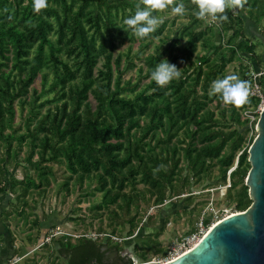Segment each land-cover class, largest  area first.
<instances>
[{
  "label": "trees",
  "instance_id": "trees-1",
  "mask_svg": "<svg viewBox=\"0 0 264 264\" xmlns=\"http://www.w3.org/2000/svg\"><path fill=\"white\" fill-rule=\"evenodd\" d=\"M183 2L189 11L176 14L174 30L163 35V20L148 37H137L123 21L143 0H48L40 12L32 0H0V197L46 192L55 180L52 165H63L66 190L71 180L80 187L96 183L93 191L102 198L94 208L111 221L107 241L118 227L128 228L122 239L141 228L140 202L161 208L174 199L187 208L194 197L180 196L193 184L225 186L229 180L226 207L242 212L250 206L244 184L258 114L253 122L245 115L256 113L260 99L250 96L234 106L210 89L235 61L232 74L241 79L248 80L250 70L244 58L264 71L256 53L261 41L253 43L244 28L247 18L264 30V0H241L242 6L226 9L227 21L209 23L193 14L196 0ZM170 8L155 14L167 17ZM164 59L181 69V77L160 86L151 72ZM38 77L41 91L34 87ZM259 83L264 94V75ZM12 162L23 166L22 181L9 175ZM202 224L209 227L210 220ZM64 240L58 250L66 264H132L115 242ZM149 247L139 246L142 263Z\"/></svg>",
  "mask_w": 264,
  "mask_h": 264
},
{
  "label": "rangeland",
  "instance_id": "rangeland-1",
  "mask_svg": "<svg viewBox=\"0 0 264 264\" xmlns=\"http://www.w3.org/2000/svg\"><path fill=\"white\" fill-rule=\"evenodd\" d=\"M175 16L176 14L171 12L167 17H162V20H167V30L163 35H166L169 29H175L176 26L171 25ZM212 20L211 17H206L208 23ZM179 23L189 22L185 19H176V24ZM256 35L260 41H264L262 28L258 29ZM247 38L253 43H258L254 37L247 36ZM166 39L167 48L171 43L172 34ZM215 40L217 41L216 36ZM154 42L158 43V40L155 39ZM261 52L262 47L259 45L256 53ZM241 62L243 65H248L249 69H253L247 58L242 59ZM237 69L238 62L235 61L227 66L226 73L230 75ZM130 75L131 73L128 76ZM50 79L49 76L48 84ZM42 82L41 77L34 82V87L39 91L43 90ZM19 120L20 116L17 113L15 122L19 123ZM23 156L24 154L20 155V161ZM52 167L55 180L46 192L39 195L36 191L24 199H17L16 194L0 197V264H66L64 254L58 250L60 241L65 238H68L72 244H76L81 238H91L108 247H112V243L115 242L120 247L119 256L131 260L132 264H143L139 258L142 253L139 246L148 242L150 249H147V261L144 263L161 264L180 252L185 237L198 233L201 227L206 229L202 220H210V225L207 227L209 229L216 220L236 213L233 209L234 204L226 207L224 202L229 180L225 186L217 184L204 187L205 183L193 184L189 192L180 196L182 199L194 197L189 204L186 203L189 205L187 208L174 199L166 201L161 208L152 204L146 207V203L140 202L141 228L136 230L132 237L122 239L128 228L123 231L118 227L116 234L107 241L111 221L105 211H97L94 208L102 198L99 193L93 191L96 183L86 182L80 187L71 180L66 190L63 184L69 173L63 165L53 164ZM7 170L16 181H22L25 173L22 165L15 167L12 162ZM217 173L218 171L214 170L213 175ZM31 174L33 175V172ZM141 187L137 185L138 189ZM147 217L152 218L146 219ZM122 219L125 220L127 217L124 216ZM192 228L194 231L186 234ZM120 233H123L122 236H118ZM110 257L116 258V254Z\"/></svg>",
  "mask_w": 264,
  "mask_h": 264
},
{
  "label": "water",
  "instance_id": "water-1",
  "mask_svg": "<svg viewBox=\"0 0 264 264\" xmlns=\"http://www.w3.org/2000/svg\"><path fill=\"white\" fill-rule=\"evenodd\" d=\"M255 134L244 184L250 206L223 217L193 247L161 264H264V106Z\"/></svg>",
  "mask_w": 264,
  "mask_h": 264
},
{
  "label": "clouds",
  "instance_id": "clouds-1",
  "mask_svg": "<svg viewBox=\"0 0 264 264\" xmlns=\"http://www.w3.org/2000/svg\"><path fill=\"white\" fill-rule=\"evenodd\" d=\"M235 5L242 6L241 0H196V6L192 12L197 18L211 17L213 20L222 22L229 19L225 10ZM32 6L34 11L40 12L48 7V0H32ZM169 8L172 13L181 16L189 11L183 0L175 5H172V0H143L142 4L136 5L135 13L127 16L123 23L131 28L137 37H148L163 23L162 17L155 14L156 10ZM180 77L181 69L170 63L168 59L158 62L151 72V79L160 86L168 85ZM210 91L218 94L219 99L225 104L241 106L249 100L251 85L248 80L241 79L236 74H230L215 79Z\"/></svg>",
  "mask_w": 264,
  "mask_h": 264
},
{
  "label": "built area",
  "instance_id": "built-area-1",
  "mask_svg": "<svg viewBox=\"0 0 264 264\" xmlns=\"http://www.w3.org/2000/svg\"><path fill=\"white\" fill-rule=\"evenodd\" d=\"M263 75H264V71H259V70L257 71L255 69H250L246 73V76H247L248 80L251 81V94H250V96H253V97H256V98L260 99V103H259V105L257 107L256 113H254V114L253 113H248V114L245 115L250 120V122H253L256 119L255 118V114H259V112L261 111L262 107L264 106V94L262 92L261 85L259 83V79ZM222 218H220V219H222ZM220 219L216 220L215 223L218 222ZM215 223H213V224H215ZM205 228L206 229L201 227L198 233H195V234H192V235H189V236L185 237L182 240V247L180 248V252H178L174 256L170 257L169 259H167V261L174 259L175 257L181 255L182 253L186 252L191 247H193L199 241V239L201 237H203L205 235V233L207 232L208 228L207 227H205ZM143 264H147V263H143Z\"/></svg>",
  "mask_w": 264,
  "mask_h": 264
},
{
  "label": "crops",
  "instance_id": "crops-1",
  "mask_svg": "<svg viewBox=\"0 0 264 264\" xmlns=\"http://www.w3.org/2000/svg\"><path fill=\"white\" fill-rule=\"evenodd\" d=\"M227 12V10H225ZM244 23H245V31H246V35L247 36H250V37H254V38H258L257 37V31H258V28L253 24L252 21H250L249 19L245 18L244 20ZM259 39V38H258ZM261 47H262V52H261V55H262V69L264 70V41H261Z\"/></svg>",
  "mask_w": 264,
  "mask_h": 264
}]
</instances>
